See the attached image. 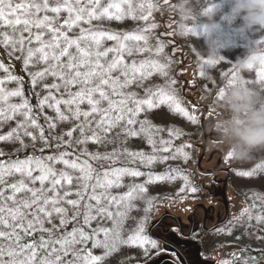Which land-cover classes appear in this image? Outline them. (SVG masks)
Wrapping results in <instances>:
<instances>
[{
  "label": "snow or ice",
  "instance_id": "1",
  "mask_svg": "<svg viewBox=\"0 0 264 264\" xmlns=\"http://www.w3.org/2000/svg\"><path fill=\"white\" fill-rule=\"evenodd\" d=\"M138 7L143 10L145 4L141 3ZM153 7L149 2L148 15L141 16L140 19L148 20ZM62 13H67V16L62 23L57 24ZM126 16L135 18L130 0H109L106 5L102 0H27L26 3L7 5L0 0V29H6L0 31V45L10 58L20 53L21 56L17 58L23 59L26 69L33 61L45 65L43 70L31 74L33 88L49 76L54 78L53 83L43 84L47 94L42 98L39 95L37 97V108L40 111L48 107L56 113L55 121H49L48 128L54 130L57 121L63 123L70 118L80 121L78 125L56 137L59 141L57 147L66 146V149H71L73 133L77 130L79 138L75 143L85 146L79 155L64 150L48 156L28 155L23 159H0V264H101L120 245L139 246L144 249L145 254L148 251L146 245L157 247V240L144 234L147 217L126 238L123 235L124 222L134 207L133 201L145 199L146 184L175 177L154 176L151 172L144 173L128 166H112L97 171L89 160H109L115 165L120 156H127L130 158L129 163L140 161L145 166H150L157 160L162 162L169 158L175 159V156H157L158 152L167 153L171 150V141L161 140L162 145L168 146L158 149L154 133L162 129L149 120H140L138 117L142 112L160 105H168L193 124L198 117L181 106L174 89L158 87L155 91L149 90L145 98H139L134 92L124 91L138 78L142 81L154 73L167 75L166 65L154 60L126 62V58L135 53L150 51L147 47H139L141 41L145 45L148 43V37L143 34L147 29L140 34H120L92 27L93 21H121ZM75 29H79L78 34L70 35ZM105 40L115 41V45L104 47ZM130 41L134 43H128ZM162 51L163 46H158L157 54ZM110 53L113 54L111 58ZM203 63L214 64L217 60ZM10 67L11 65L6 66L0 62V70L6 74L0 78V126L12 120L17 122L7 133L0 134V142H19L21 147L17 151H22L28 147L24 137L31 138L33 142L37 140V135L31 131L36 129L39 140L47 145L49 139L45 135V129L38 123L33 106L25 98L23 81L21 77L12 74ZM256 75L259 82L264 83V63ZM9 82H16L18 86L9 89L6 86ZM175 83V80L170 81L171 85ZM232 84V79H229L228 85ZM223 94L224 90L221 89L219 98ZM12 98H19V102H12ZM84 104H87V110L81 108ZM62 106L65 111H62ZM66 112L71 113V117ZM94 116L98 119L92 121L90 118ZM121 125L125 142L128 138L143 134L152 147V153L134 152L127 148L123 152L113 150L112 153L103 155L87 151L89 142L103 143L107 134ZM173 135L178 137L180 132L170 130L169 136ZM65 136L68 137L67 140L64 139ZM176 151L185 161L190 158L183 147ZM5 155V151L0 149V157ZM85 156L88 159H82ZM228 157L232 158L231 153ZM58 164L63 165V168L58 170L55 167ZM253 172H238L237 175L250 177ZM144 175L148 177L144 184H132L123 194H112V189L124 186L122 181L125 177ZM179 175L185 181V187H188V177ZM74 184L77 190L73 193L71 186ZM66 185L69 187L66 188ZM180 191L183 192L184 188ZM190 191L196 192L197 188L191 187ZM72 195L77 198L68 199ZM146 203L148 207L144 211L148 212L152 200L147 199ZM64 204L76 210L71 220L83 217L82 225L57 234V225L53 224L54 217L59 218L60 226H66L70 222ZM241 215H248L249 220L253 218L250 209H244ZM98 217L111 221V227L93 228L92 222ZM255 220L257 223H264V214L255 216ZM46 223L52 225V228H46ZM36 234H39L38 239ZM29 237L31 239L27 240ZM89 242L91 248L88 247ZM92 249H103L104 255H94ZM224 264L228 262L225 261Z\"/></svg>",
  "mask_w": 264,
  "mask_h": 264
},
{
  "label": "rangeland",
  "instance_id": "2",
  "mask_svg": "<svg viewBox=\"0 0 264 264\" xmlns=\"http://www.w3.org/2000/svg\"><path fill=\"white\" fill-rule=\"evenodd\" d=\"M8 3H13V0H6ZM109 0H102V3L106 5ZM116 2H120V0H116ZM133 6V16H126L121 21L116 20H107L103 19L100 21H93L92 27L109 31V32H118L123 34L125 32H135L140 34L144 29L143 34L148 37L147 45L144 44L143 41L140 42L139 47L144 48L147 47L150 51H144L140 53H135L132 57L126 58V62L130 63L132 60H135L137 63L144 60H154L160 64L166 65L165 71L167 75H161L160 73H154L152 76L148 77L144 80L135 81L129 88L125 89V92H134L139 98H145L146 94L149 90L155 91L158 87H164L166 89H174L175 94L181 101V106L184 107L190 114H192L191 107L183 98L182 92V83L178 81L175 76V68L176 63L172 60L174 56H177V51L186 50L191 58L188 60L189 63L193 61V65L191 66V70H194L195 79L199 86V92L202 94V99L204 97L211 103H213L209 107V114L216 118L218 115V110L215 108L216 101L219 100V92L221 89L225 90L228 87L229 79H232V83L236 81V79L242 78L247 81H253L249 84H255L257 86L264 84L259 82V78L256 73L260 70L261 64L254 66L252 69L241 74L236 64L234 63L238 57H242L246 51L248 50L251 43L257 42L259 47H264V30L257 31L253 29L252 31H242L240 29L241 21L239 19L232 20L229 11H230V3L228 0H200L197 7L201 8L203 11H207L211 9V11H216L217 14L214 17L216 21V27L213 30H207L204 25L207 23L206 17L197 13L195 16V20L182 21L181 17L176 13L174 8H167V4L172 2L175 3V0H130ZM152 3L154 7L151 10V15L148 20L140 19L141 16L148 15L147 4ZM15 3H26L25 0H16ZM141 3L145 4V8L140 10L138 7ZM158 3L163 8H158ZM125 8L127 5H123ZM166 6V8H165ZM43 15V14H41ZM49 15H54L49 13ZM67 16V13H62L60 19L57 21V24L63 22V19ZM168 16L170 19V28L172 33V37L176 42L179 43L181 49H177L174 53L173 57H169V52L171 47L174 46V43H166V37L164 29H162V23L166 26V22L164 21L165 17ZM164 21V22H163ZM174 22H176L175 25ZM152 25H156V27H152ZM87 28L88 25H82ZM191 29V31H189ZM6 29H0V31H4ZM10 31V30H8ZM79 29H75L73 33L70 35L78 34ZM164 33H163V32ZM161 32V34H160ZM160 34V36H159ZM27 35V33H25ZM48 37L46 36V39ZM134 43V42H128ZM115 45V41H107L103 42L104 47H112ZM163 46V51L157 54L156 49L158 46ZM4 48L2 45H0ZM35 46V45H33ZM113 54H109V58H111ZM180 56V55H179ZM217 60V63L214 64H205L204 61L207 60ZM178 60H176L177 62ZM178 67L179 61H178ZM182 65V64H181ZM45 65L40 62L33 61L32 64L28 66V72L31 76L32 73L36 71H41ZM190 71V70H189ZM6 74L0 70V78H3ZM179 75L188 79L190 76L184 71L179 72ZM178 75V76H179ZM185 75V76H183ZM31 78V77H30ZM171 80H175L176 83L174 85L170 84ZM54 82V78L49 76L44 81H42L37 86L39 88H43V84H51ZM223 85V86H222ZM9 89H14L18 85L16 82H9L6 85ZM212 86V87H211ZM188 87H192L191 83H188ZM211 88V90H210ZM44 89V88H43ZM47 93V89H44ZM190 92V91H188ZM215 93L211 96L212 93ZM59 95V94H57ZM201 99V101H202ZM12 102H19V98H12ZM203 102V101H202ZM106 106V103H105ZM81 108L87 110V104L81 105ZM62 111L65 109L62 106ZM67 115L71 117V113L66 112ZM56 113L53 109L45 107L40 115V119L42 122L40 123L45 131V135L47 132V137L49 139V144L45 145L43 142L39 140L38 130L31 129L34 134L37 135V140L33 142L31 138L24 137L25 144L28 147L22 151H17L20 149L19 142H0V149L4 150L6 155L4 157H11L13 159L19 157L21 159L25 158L28 155H36V156H48L55 155L60 151L68 150L72 151L75 155H79L84 149V145H78L75 143V140L79 138V131L73 133V145L71 149H66V146L57 147L59 141L56 139L57 136L67 132L72 127L78 125L80 121H76L74 119H69L66 122H56V129H49L48 123L49 121H55ZM20 119V118H17ZM83 119V118H81ZM92 121L98 119V117L90 118ZM138 119L149 120L153 125L157 128L162 129L158 133H154V139L156 141V147L159 149L164 146L160 143L161 140L171 141L170 148L171 150L167 153L158 152L157 156H175V159L169 158L165 161L157 160L150 166H145L140 161H136L135 163H129L130 158L127 156H120L119 160L115 165L112 164L109 160H89V162L93 165V167L97 171H103L112 166H128L137 168L138 170L148 173L151 172L153 175H171L175 177L174 179H163V180H154L151 184H146L147 193L145 194L144 200H135L133 201L134 207L129 212L128 218L124 222V237L126 238L129 234H131L141 220L147 217L145 221V232L148 231L152 226V223L161 218L166 212H171L172 214L177 213L178 215L185 214L189 215L194 206L198 203V200L206 201L205 195L201 191L191 192L190 188L194 187L195 174L197 173L196 160L198 161L197 151L195 147L192 148L193 145L200 143L201 141V126L199 125V121L197 120L195 124L188 121L186 117L182 116L180 113L174 112L168 105H160L157 108L152 110L142 112ZM17 120L9 121L8 124L0 126V134L7 133L12 127H15ZM94 126V124H93ZM138 128L139 125H136ZM123 125L118 128L112 130L111 133L107 134L106 139L101 144H94L89 142L87 144V151L89 153H100L103 155L104 153H112L113 150H117L119 152H123L125 148L130 151L139 152L143 151L145 153H152V147L147 143L146 138L143 136L131 137L128 138L125 142V137L122 134ZM172 132H180V135L177 137L175 135L169 136V131ZM119 134V135H117ZM103 135V133H102ZM65 140L68 137H64ZM179 141V144L177 143ZM186 145H191V147H186ZM184 149L185 152L189 153L190 158L185 161L184 158L177 153L178 148ZM215 147V144H214ZM41 149L43 151L41 152ZM216 150H220L223 153V159L221 161V167L223 169L231 168L230 171V180H229V191H228V200L230 202L229 206V215L228 217L232 221L233 224L231 227L235 231V235L233 236L234 243L236 240L240 238L241 233L245 232L243 229L244 225L247 229V233L253 242L254 240L258 241L261 239L264 245V223H257L255 220V216L264 214V167L258 168L257 165H264V151L256 152L251 159L240 160L236 158L228 157V150L226 146L221 144H217L215 147ZM74 158V157H73ZM82 159H88V157H82ZM55 167L59 170L63 168V165H55ZM179 169V171L177 170ZM241 170V172H253V175L250 177H242L237 175V171ZM71 171V170H69ZM190 172V173H184ZM184 174H183V173ZM179 174H183L188 177V187H185V181L181 178ZM209 177L210 185L207 186L204 182V185L208 188L216 187V177L215 176H203L202 179L208 180ZM148 179L147 175L140 177H125L122 181L123 187L112 189L113 195H120L124 192L128 191V186L132 184H144ZM203 180V181H204ZM39 186L38 184L36 185ZM68 188L69 186H65ZM184 188V191L181 192L180 189ZM203 187V185H202ZM217 188V187H216ZM77 190L75 184L71 186V191L73 193ZM99 189L97 192L99 193ZM75 195L68 197V199H76ZM87 199V198H85ZM147 199L152 200V206L148 212H145L144 209L148 207L146 203ZM94 203V202H92ZM244 209H250L252 219L249 220L248 215H241L238 218L232 219V216L238 214L239 210H242V206ZM68 211V219L70 222L66 226H60L59 218H53V224L57 225V234H60L65 231H71L74 226L78 227L82 225L83 217L80 216L77 220H71L75 209L71 208V206L64 204L63 205ZM83 209L81 208V211ZM114 210V209H113ZM182 217V216H180ZM182 221H184V217H182ZM164 221V223L160 226L161 229H165L168 223ZM166 223V224H165ZM97 226L103 227H111V221L106 218L98 217L97 220L92 222V227L95 228ZM46 228H52V225L45 224ZM244 227V228H245ZM169 228V227H168ZM174 228H169L165 231L167 235H169L170 231ZM90 231L91 229H86ZM158 228L154 230L160 231ZM157 233V232H156ZM161 233V232H160ZM46 236V234H45ZM102 238V237H101ZM236 240H235V239ZM168 240V239H167ZM167 240H165L167 242ZM169 241L168 243H170ZM259 242V241H258ZM2 243V242H0ZM91 248V242L88 243ZM264 248V246H263ZM94 255H104L103 249H92ZM137 246L130 245H120L117 251L113 252L111 255L107 256L101 264H124L125 261L128 264H135L136 258L138 257ZM264 258V257H263ZM129 261V262H128ZM264 264V263H263Z\"/></svg>",
  "mask_w": 264,
  "mask_h": 264
},
{
  "label": "clouds",
  "instance_id": "3",
  "mask_svg": "<svg viewBox=\"0 0 264 264\" xmlns=\"http://www.w3.org/2000/svg\"><path fill=\"white\" fill-rule=\"evenodd\" d=\"M200 0H175L174 10L182 21L195 20L197 13L207 19L204 27H216V11H203L197 7ZM232 20L239 19L242 31L264 30V0H228ZM238 71L244 72L264 63V47L251 43L242 57L234 62ZM218 110L211 122L219 141L226 146L233 158L251 159L258 151H264V84H249L237 78L232 86L224 90L216 101Z\"/></svg>",
  "mask_w": 264,
  "mask_h": 264
},
{
  "label": "flooded vegetation",
  "instance_id": "4",
  "mask_svg": "<svg viewBox=\"0 0 264 264\" xmlns=\"http://www.w3.org/2000/svg\"><path fill=\"white\" fill-rule=\"evenodd\" d=\"M170 19L166 22L165 29L170 28ZM166 39H169V35L165 36ZM177 49V48H176ZM174 50V52L176 51ZM178 49H181L179 46ZM184 49L179 50L182 52ZM180 57V56H179ZM215 93L213 92L211 96ZM203 102H208L207 100L202 99ZM202 109L198 111L202 112ZM199 125L201 126V118L197 119ZM202 135V127H201ZM201 138V136H200ZM199 144V143H198ZM197 144V145H198ZM196 145V144H195ZM195 150L198 154V147H195ZM197 167V160H196ZM237 172L238 169H236ZM187 174L190 172H186ZM196 175V174H195ZM192 178V175L190 173ZM198 181H203L204 179L202 174L198 172ZM193 179V178H192ZM210 177L208 180H204L207 186L210 185ZM198 191H201L205 195L206 201L198 200L199 205L209 206L211 204L212 197L209 195V192L205 190L202 185L198 188ZM242 206V205H241ZM239 210L238 214L232 216V219L238 218L241 216L244 208ZM209 219L203 216L202 214L198 216V230L194 234L188 236L186 230L187 221L182 225L177 224L169 233L168 240L165 243L157 241V247L152 248L153 253L145 254V259L142 262H137L135 264H224L225 261L228 264H263L264 263V248L261 244L263 242L261 239L258 241H251L249 233L244 225L243 229L245 232L241 233L239 239H235L237 242L234 243V240L230 238L232 235H235L234 229L231 227L233 224L229 218L227 222L223 223L216 230H213L215 224L206 222ZM146 235L149 236V232L146 231ZM171 241L170 243H168ZM139 246H137L138 250ZM255 258V259H252Z\"/></svg>",
  "mask_w": 264,
  "mask_h": 264
},
{
  "label": "water",
  "instance_id": "5",
  "mask_svg": "<svg viewBox=\"0 0 264 264\" xmlns=\"http://www.w3.org/2000/svg\"><path fill=\"white\" fill-rule=\"evenodd\" d=\"M166 34H170V30H164ZM174 46L170 49V54L172 53V49L179 46V43L175 40L172 41ZM183 54H188V52H184ZM183 54H180L183 55ZM177 58V57H175ZM191 59V58H190ZM189 60V59H188ZM186 61H182L179 67L175 72V78L182 83V94L184 98L189 102V104L193 107L192 113L196 115L198 118H201V127H202V135L201 141L198 144V161H197V171L202 176H215L217 185L216 187H206L204 185V181H198L197 173L195 176L194 187L197 189L203 185V188L209 192V195L212 197L211 204L209 206L196 204L194 208L191 210L189 215L177 213L172 214L171 212L165 213L161 218H158L152 223V226L149 229V236L152 239H156L161 243H165L168 238V235L165 229L172 228L173 226H177V224L182 225L187 221L186 232L188 236L197 232L198 228V216L203 215L209 220L206 222L215 224L213 230H216L220 227L221 224L228 221L229 217V206L230 202L228 200V191H229V180H230V171L231 168L223 169L221 167V161L223 159V153L219 150H216L215 147L217 144H221L222 142L218 140L215 135L214 130L211 128V122L215 120L211 114H209V107L213 104L211 102L206 103L202 102V94L199 92V86L194 77H190L189 80L180 76L179 72L184 71L188 72L189 68L193 65V61L191 63ZM179 75V76H178ZM185 76V75H183ZM188 83L192 84V87H188ZM190 91V92H188ZM201 111H197L202 109ZM215 144V147H214ZM196 147V145H194ZM184 217V221H182V217ZM167 221V227L165 229H161V225ZM165 223V224H166ZM169 227V228H168ZM158 228L160 231L154 232V230ZM161 232V233H160Z\"/></svg>",
  "mask_w": 264,
  "mask_h": 264
},
{
  "label": "trees",
  "instance_id": "6",
  "mask_svg": "<svg viewBox=\"0 0 264 264\" xmlns=\"http://www.w3.org/2000/svg\"><path fill=\"white\" fill-rule=\"evenodd\" d=\"M26 2H27V0H25ZM160 1H163V0H160ZM169 1V0H168ZM14 2H16V0H13V3ZM2 3L4 4V5H7L8 4V2L6 1V0H2ZM12 3V4H13ZM172 5H174V3H172V2H170V3H168L166 6H167V8H169V9H172V8H174ZM158 8H163L162 6H160L159 5V3H158ZM166 6H165V8H166ZM5 11H7V8H5ZM169 20V18H168V16H166L165 17V19H164V21L165 22H167ZM163 21V22H164ZM176 24V22H174V24L173 25H175ZM162 29H164V30H170V34H166L165 33V35H169V39H166V43H171L173 40H174V38L172 37V33H173V31H171V29H165L166 28V26H164V24L162 23ZM165 27V28H164ZM163 32V31H162ZM164 33V32H163ZM160 34H161V32H160ZM160 34H159V36H160ZM171 48H172V46H170ZM178 49L179 48V46H177V47H175L174 49H172L173 51L175 50V49ZM176 49V50H177ZM173 51H172V53L170 54V52L168 53L169 54V57H173L174 56V53H173ZM184 52H186V50H183L182 52H179V54H178V51H177V56H174V59H172L175 63H176V68H175V71H174V73L176 72V70H177V68H178V61H179V64H180V62H182V61H186V60H191L190 59V56H189V54H183ZM180 54H183V55H181L180 57H179V55ZM21 56V54L20 53H16L14 56H12L11 58L8 56V54H7V51L4 49V48H2L1 46H0V62H3L6 66H9V65H11V67H10V71L12 72V74H14V75H16V76H19V77H21V79H22V81H23V89H24V93H25V98H27L28 100H29V103L33 106V111H34V113L37 115V117H38V120H40L39 122L41 123L42 122V120L40 119V115H41V113H42V111H40L38 108H37V104H38V95L42 98L43 97V95H45V94H47L46 93V91L43 89V88H39L38 86H36L35 88H33V86H32V83H31V76L29 75V72H28V69H26L25 67H24V64H23V59L22 58H20V59H18L17 57H20ZM175 57H177V58H175ZM176 60H178L177 62H176ZM192 69V68H191ZM191 69H189L188 70V72H187V74L191 77H194V79H195V73H194V70H191ZM175 77V76H174ZM196 80V79H195ZM223 86V85H222ZM212 87V86H211ZM181 90V89H180ZM210 90H211V88H210ZM182 91V90H181ZM180 91V92H181ZM183 95V94H182ZM183 98H184V96H183ZM185 99V98H184ZM185 101L188 103V105L191 107V111H193V107L189 104V102L185 99ZM198 111V110H197ZM193 114V113H192ZM45 131H46V129H45ZM46 135H47V132H46ZM48 136V135H47ZM179 141L180 140H178V144H179ZM194 147V145L192 146V148ZM19 157H22V156H19ZM0 159H8V157H0ZM178 171H179V169H177ZM183 173V172H182ZM184 173H186V171H184ZM183 173V174H184ZM144 234L146 235V232H144ZM150 237V236H149ZM36 238L38 239L39 238V234H36ZM31 238L29 237V238H27V240H30ZM152 239V238H151ZM26 242V241H25ZM88 247L90 248V246L88 245ZM146 248H148V251H147V254H151V253H153V251H152V247H150V246H148V245H146L145 246ZM138 258H137V262H142L144 259H145V251H144V249H142V248H138ZM127 261H125V263L124 264H127L126 263ZM129 262V261H128ZM129 264V263H128Z\"/></svg>",
  "mask_w": 264,
  "mask_h": 264
}]
</instances>
